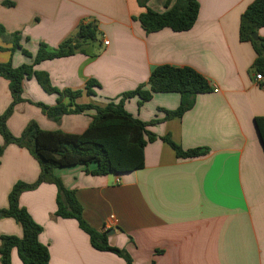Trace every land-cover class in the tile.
Instances as JSON below:
<instances>
[{"label":"crops","instance_id":"obj_1","mask_svg":"<svg viewBox=\"0 0 264 264\" xmlns=\"http://www.w3.org/2000/svg\"><path fill=\"white\" fill-rule=\"evenodd\" d=\"M167 1L0 0V25L8 34L0 37V63L32 62L21 49L10 51L11 34L18 33L22 48L35 55L40 43L56 49L80 23L94 22L98 39L86 43L84 53L35 67L49 75L53 87L82 91L76 104L117 103L123 93L146 84L160 65L187 66L205 76L211 91L196 95L181 117L164 119L166 111L179 107V93H155L142 106L138 96L125 101L135 118L157 120L147 127L157 139L145 147L142 169L100 176L91 173L92 164L53 173L75 192L85 222L105 232L132 264H264V148L255 125V118L264 117V74L256 79L257 54L239 36L241 16L254 0H198V19L190 30L147 34L139 16L146 8L166 11ZM257 33L264 38V28ZM89 80L99 84L92 87L94 95L86 93ZM23 87L24 98L57 104L58 95L44 92L35 77ZM11 102L9 81L0 77V115ZM18 111L6 122L16 138L30 121L46 131L81 134L96 114L92 109L55 121L40 108L27 112L25 102ZM163 137L184 150L207 153L179 158ZM39 174L40 165L26 148L6 144L0 157V210L8 208L16 182L32 184ZM56 198L57 187L43 183L19 199L43 227L39 239L49 248V264H126L112 252L94 249L75 219L57 217ZM2 235L22 237V227L1 215ZM11 259L23 264L16 249Z\"/></svg>","mask_w":264,"mask_h":264},{"label":"trees","instance_id":"obj_2","mask_svg":"<svg viewBox=\"0 0 264 264\" xmlns=\"http://www.w3.org/2000/svg\"><path fill=\"white\" fill-rule=\"evenodd\" d=\"M141 4L147 0H139ZM168 0L167 10L159 13L150 8L139 16V22L145 32H157L169 28L175 32L190 30L196 23L200 4L198 0ZM264 28V0H254L241 16L239 36L241 41L251 42L257 57L256 71L264 74V38H252V34ZM98 26L94 22H82L76 32L66 38L56 49H50L45 43L38 45L37 52L32 55L20 45V35H10L13 44L11 52L21 49L22 53L32 58L30 64L14 67L11 61L0 63V77L9 81V88L13 102L5 114L0 117V133L5 145L16 143L27 148L30 154L40 165L38 179L32 184L17 182L8 196V208L0 210L3 217L12 218L22 227V237L10 235L0 236L1 264H12V251L17 250L18 257L23 264H49L50 254L47 245L39 237L43 227L34 221L32 216L22 207L19 199L25 191L36 189L43 183L54 184L57 187V210L55 215L63 219H75L79 227L86 232L94 249L112 252L123 258L126 264H132L130 256L123 250L111 246L105 232L91 228L82 217V205L75 192L64 187L62 181L53 173L54 169L75 165L89 166L94 164L91 171L94 175L123 174L142 169L145 164V147L157 139V136L148 131L147 127L157 122H144L135 118L124 107L127 99L138 96L139 106L148 102L155 93H179L180 105L176 110L166 111L164 119L181 117L190 110L195 103L196 95L211 91L210 81L191 67H175L160 65L154 68L146 84L125 92L117 103L110 102L105 107L91 104L79 105L75 100L82 91L70 89L59 90L50 83L49 75L35 70V67L44 61L70 57L76 53H84L86 43L97 41ZM6 29L0 25V37H5ZM3 48L0 47V50ZM35 77L40 87L47 94H57V104L47 106L37 105L43 114L55 121L67 114L82 113L87 110H96L88 128L81 134L65 133L63 131H46L41 129L35 121H30L21 137L14 138L6 127L8 117L13 113V106L22 99L23 85L26 80ZM95 80L86 83V93L94 95L92 87L98 86ZM146 86L148 88H146ZM68 98L69 104L63 100ZM255 125L262 146L264 148V117L255 118ZM176 152L179 158L201 157L207 153L205 149L195 148L184 150L169 138L163 137ZM5 145L0 146V157Z\"/></svg>","mask_w":264,"mask_h":264},{"label":"rangeland","instance_id":"obj_3","mask_svg":"<svg viewBox=\"0 0 264 264\" xmlns=\"http://www.w3.org/2000/svg\"><path fill=\"white\" fill-rule=\"evenodd\" d=\"M35 80V79H34ZM25 96H27V95H25ZM28 97H30L29 95L27 96V98H24V94H22V99H24V100H26V101H18L14 106H13V111L15 110V111H18V108H19V106H22V103H27V112H30V111H33V110H35V108H40L38 105H37V103H35V102H33V101H31V99H29ZM12 102H13V99H12ZM12 102H11V104H12ZM11 104L6 108V110L0 115V117L3 115V114H5L6 113V111L8 110V108L11 106ZM19 112V111H18ZM13 115V113L8 117V119L11 117ZM8 119H7V121H8ZM22 135V134H21ZM14 137V136H13ZM19 137H21V136H19ZM19 137H17V138H19ZM0 138L4 141V138H3V136H2V134L0 133ZM14 138H16V137H14ZM9 144H15V145H17L16 143H9ZM4 145H5V141H4ZM27 149V148H26ZM28 150V149H27ZM29 151V150H28ZM17 183V182H16ZM15 183V184H16ZM14 186V185H13ZM30 191V190H29ZM25 192H27V191H25Z\"/></svg>","mask_w":264,"mask_h":264},{"label":"built area","instance_id":"obj_4","mask_svg":"<svg viewBox=\"0 0 264 264\" xmlns=\"http://www.w3.org/2000/svg\"><path fill=\"white\" fill-rule=\"evenodd\" d=\"M105 44H108V42H105ZM256 79H257V80H262V79H263V75H262V73H258V74H256Z\"/></svg>","mask_w":264,"mask_h":264},{"label":"water","instance_id":"obj_5","mask_svg":"<svg viewBox=\"0 0 264 264\" xmlns=\"http://www.w3.org/2000/svg\"><path fill=\"white\" fill-rule=\"evenodd\" d=\"M252 38H253L254 40H257V39H258V33H257V32L253 33V34H252ZM0 216H1V213H0ZM108 235H109V233H108Z\"/></svg>","mask_w":264,"mask_h":264}]
</instances>
